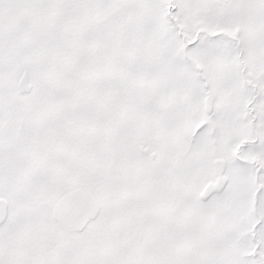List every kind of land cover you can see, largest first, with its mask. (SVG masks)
Returning <instances> with one entry per match:
<instances>
[{
    "label": "snow or ice",
    "instance_id": "6c2138e0",
    "mask_svg": "<svg viewBox=\"0 0 264 264\" xmlns=\"http://www.w3.org/2000/svg\"><path fill=\"white\" fill-rule=\"evenodd\" d=\"M0 264H264V0H0Z\"/></svg>",
    "mask_w": 264,
    "mask_h": 264
}]
</instances>
